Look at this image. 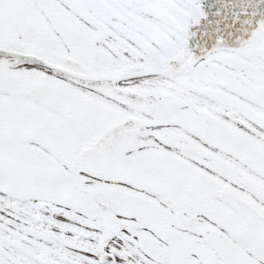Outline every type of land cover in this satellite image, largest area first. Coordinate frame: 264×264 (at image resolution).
Returning <instances> with one entry per match:
<instances>
[{"label": "snow or ice", "instance_id": "snow-or-ice-1", "mask_svg": "<svg viewBox=\"0 0 264 264\" xmlns=\"http://www.w3.org/2000/svg\"><path fill=\"white\" fill-rule=\"evenodd\" d=\"M0 264H264V0H0Z\"/></svg>", "mask_w": 264, "mask_h": 264}]
</instances>
